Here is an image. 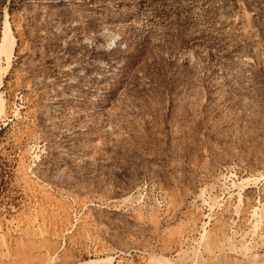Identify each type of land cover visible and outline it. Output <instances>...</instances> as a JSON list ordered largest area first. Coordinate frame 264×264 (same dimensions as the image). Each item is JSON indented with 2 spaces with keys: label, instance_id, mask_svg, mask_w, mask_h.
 <instances>
[{
  "label": "rangeland",
  "instance_id": "1",
  "mask_svg": "<svg viewBox=\"0 0 264 264\" xmlns=\"http://www.w3.org/2000/svg\"><path fill=\"white\" fill-rule=\"evenodd\" d=\"M5 21L0 264H264V0H13L0 41Z\"/></svg>",
  "mask_w": 264,
  "mask_h": 264
},
{
  "label": "bare ground",
  "instance_id": "2",
  "mask_svg": "<svg viewBox=\"0 0 264 264\" xmlns=\"http://www.w3.org/2000/svg\"><path fill=\"white\" fill-rule=\"evenodd\" d=\"M14 46H15V37L9 28L8 22L5 21L2 26V36L0 41V58L5 59V63H6L4 67L5 71H7V69L10 67Z\"/></svg>",
  "mask_w": 264,
  "mask_h": 264
},
{
  "label": "trees",
  "instance_id": "3",
  "mask_svg": "<svg viewBox=\"0 0 264 264\" xmlns=\"http://www.w3.org/2000/svg\"><path fill=\"white\" fill-rule=\"evenodd\" d=\"M6 5L9 15L12 14V6H13V0H9V3H7V0H0V15L2 13V7ZM108 11V9H107Z\"/></svg>",
  "mask_w": 264,
  "mask_h": 264
}]
</instances>
